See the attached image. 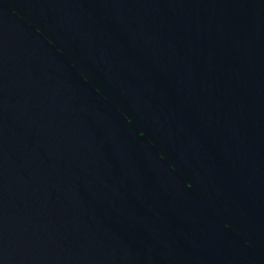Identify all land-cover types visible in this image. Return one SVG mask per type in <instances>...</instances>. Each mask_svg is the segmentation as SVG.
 Returning <instances> with one entry per match:
<instances>
[{
	"label": "water",
	"instance_id": "95a60500",
	"mask_svg": "<svg viewBox=\"0 0 264 264\" xmlns=\"http://www.w3.org/2000/svg\"><path fill=\"white\" fill-rule=\"evenodd\" d=\"M0 264H264V0H0Z\"/></svg>",
	"mask_w": 264,
	"mask_h": 264
}]
</instances>
